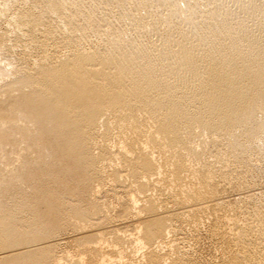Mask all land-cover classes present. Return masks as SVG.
I'll return each mask as SVG.
<instances>
[{"label":"rangeland","instance_id":"obj_1","mask_svg":"<svg viewBox=\"0 0 264 264\" xmlns=\"http://www.w3.org/2000/svg\"><path fill=\"white\" fill-rule=\"evenodd\" d=\"M66 1L0 0V264H264V87L173 122L103 51L238 0Z\"/></svg>","mask_w":264,"mask_h":264},{"label":"bare ground","instance_id":"obj_2","mask_svg":"<svg viewBox=\"0 0 264 264\" xmlns=\"http://www.w3.org/2000/svg\"><path fill=\"white\" fill-rule=\"evenodd\" d=\"M64 2L67 4L66 0ZM255 3L256 0H238L233 8L218 14L198 12L191 15L180 30L172 34L167 31L169 36L157 37V41L110 37L103 51L113 54L111 68L124 66L121 74L133 85L137 100L147 102L150 107L167 108L165 120H187L189 117L184 113L194 106L198 107L196 113L211 115L222 108L228 98L226 92H235L236 96L231 97L237 99L252 85L264 87V0L256 10ZM73 5L68 3L64 10L69 11ZM242 13L247 17H237ZM54 15L61 17L63 12L54 10ZM80 16L87 22H69L67 27L76 35V42L84 38L87 28L97 26L93 16ZM138 18L134 25L147 19ZM109 27L118 29L115 24ZM41 31L47 35L53 33L50 26ZM155 33L163 34L157 29ZM2 87L0 85V99L14 100L9 95L13 92V83ZM179 98L184 102L177 103ZM13 109L11 103L6 111ZM4 135L0 129V141ZM257 231L256 238L264 241V234Z\"/></svg>","mask_w":264,"mask_h":264}]
</instances>
